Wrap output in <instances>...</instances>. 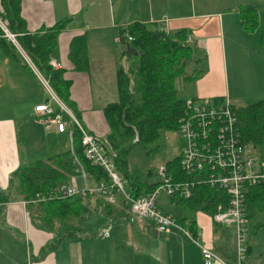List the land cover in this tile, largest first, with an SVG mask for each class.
<instances>
[{"label": "crops", "instance_id": "0c3cea01", "mask_svg": "<svg viewBox=\"0 0 264 264\" xmlns=\"http://www.w3.org/2000/svg\"><path fill=\"white\" fill-rule=\"evenodd\" d=\"M236 1L235 6L218 11L210 3L186 4L182 0H22L20 15L28 33L68 21L58 34L50 61L59 65L64 80L70 83L69 98L81 126L103 139L107 129L101 109L117 99L115 71L120 59L116 30L132 23L156 25L166 17L167 32H187L186 38L191 39L195 54L203 57L204 66L195 65L199 76L184 82L191 85L185 89L188 97L184 99L220 98L233 106L264 98V55L260 54L264 49L259 34L256 29L244 30L237 18V9L246 4L259 6L261 0ZM78 36L86 42V73L72 71L67 59L69 42ZM47 99L34 75L0 40V264H203L198 247L177 230L158 234L144 220L129 223L119 194L107 215L94 198L89 199L81 225L76 223L78 233L72 235L71 221L63 226L57 222L52 227L40 226L36 209L23 206L10 184L22 164L69 150L68 133H57L33 112ZM85 184L91 186L87 180ZM77 185L82 186L78 178ZM90 212L100 219L97 234L85 232L82 226ZM178 219L194 223L197 243L220 260L213 264H237L232 227L217 225L201 212H194L192 219ZM254 219L253 225L248 223L246 250L239 264H264V212ZM107 222L111 230L102 238Z\"/></svg>", "mask_w": 264, "mask_h": 264}, {"label": "trees", "instance_id": "16d2710c", "mask_svg": "<svg viewBox=\"0 0 264 264\" xmlns=\"http://www.w3.org/2000/svg\"><path fill=\"white\" fill-rule=\"evenodd\" d=\"M21 1L0 0V17L10 32L19 35L18 43L23 52L41 76L47 80L56 97L80 124L79 114L69 98V81L64 80L63 70H53L48 65L50 55L56 47L58 34L68 21H59L48 29L28 33L20 15ZM261 8L260 5L246 4L237 9V18L244 30L254 31L257 28V15ZM116 35L117 47L120 48L119 59H125L124 44H128L137 53L136 61L126 69L120 64L116 67L117 99L101 109L107 132L103 139L96 138V140L104 153L112 156L115 171L125 181V193L130 199H137L149 194L157 182L141 180L138 176L130 175L127 171V154L132 146L151 143L162 133H176L177 121L183 112L186 99L178 97L175 81L178 78L182 82L194 81L199 73L193 69L190 70L193 76H185L186 69L190 65L201 63L203 57L195 54L193 46L184 43L187 32L183 29L165 34L160 32L155 24L132 23L125 28L117 29ZM126 37L131 38V41H127ZM259 44L264 49V19L259 30ZM67 59L72 71L78 73L88 71L86 42L83 36L71 39ZM209 100L217 103L223 101L220 98ZM233 110L242 146L249 152L264 146V98ZM179 159L178 154L164 167L165 174L172 181L184 179L179 171ZM151 174L150 171L146 172L147 179L152 176ZM82 176L91 187L109 182L102 169L84 159L79 133L75 127H72L69 150L43 161L22 164L13 173L10 188L19 201H30L36 195H53L59 185L68 182L71 178L76 180L78 178L82 182ZM91 198L101 206L104 214L110 212L113 204L101 202L94 194L85 197L51 199L26 206H33L36 209V219L40 226L49 224L52 227L54 222L63 226L71 221L69 227L73 235L80 231L76 223L87 213V201ZM168 200L181 208L201 212L210 217L217 206L225 207L227 204L223 192L205 186L194 189L187 199L170 197ZM1 201L3 199L0 196ZM122 201L127 214L128 203L123 198ZM262 212H264V184L248 187L243 202V214L247 225L250 219L253 220ZM174 219L179 225L187 223L188 231L194 234L192 221ZM256 227L254 225V228Z\"/></svg>", "mask_w": 264, "mask_h": 264}, {"label": "built area", "instance_id": "2783aa9c", "mask_svg": "<svg viewBox=\"0 0 264 264\" xmlns=\"http://www.w3.org/2000/svg\"><path fill=\"white\" fill-rule=\"evenodd\" d=\"M166 23V17L156 21L157 29L165 34ZM18 36L7 29L0 17V39L14 49L48 97L47 102L34 107L33 112L40 117L42 123L52 126L57 133H68L69 142L71 128L75 127L79 133L84 159L102 169L109 181L107 184L99 183L91 187L85 184L82 176V186L79 187L77 180L71 178L59 185L53 195H36L32 200L20 203L26 206L51 199L94 194L102 202L114 204L115 196L119 194L128 203L129 223L144 220L151 223L158 234H169L175 229L198 247L203 264H213L220 260L208 247L197 243L198 234H191L187 229V223L179 225L174 217L162 214L157 200L161 195L167 199L170 197L187 199L194 189L203 186L217 189L224 193L227 204L225 207L217 206L210 218L217 225L232 227L239 264L244 257L247 240V221L243 214L244 195L248 187L264 184V159L254 157L242 146L234 107L229 101L223 99L221 103H217L209 99L185 100L176 131L181 141L179 171L184 179L172 181L161 168L157 172L159 181L155 188L143 197L130 199L124 191L125 181L115 171L112 156L104 153L96 138L78 124L72 113L56 97L47 80L41 76L21 49ZM126 38L127 41H131V38ZM184 43L190 45L192 41L186 38ZM48 65L53 70L60 69L58 64L50 60ZM110 230L111 223L107 222L101 230V237L107 238Z\"/></svg>", "mask_w": 264, "mask_h": 264}, {"label": "rangeland", "instance_id": "374dc122", "mask_svg": "<svg viewBox=\"0 0 264 264\" xmlns=\"http://www.w3.org/2000/svg\"><path fill=\"white\" fill-rule=\"evenodd\" d=\"M182 1L185 2L186 4H190V2H193L196 5L201 2H205L208 4L210 3L211 5H214V7L217 6L215 7V10H218V11H222V9L227 10V8L235 6L236 2H238L236 0H182ZM259 4L262 6V8L259 11V14L257 15L258 26L255 32L258 34H259V30L261 29V25L264 19V0L259 1ZM0 40L3 41L2 39ZM4 43L8 45L12 49L14 54L20 59V57L14 51V49L6 42ZM119 49L120 48L117 47V50ZM260 54L264 55V51L260 50ZM203 60L204 59L202 58L201 61ZM119 61H120V66L126 69L127 67L132 66V64H134V62L136 61V57L131 56L127 59L125 58ZM197 66L190 65V67L186 69L185 76L190 75L191 73L190 70H193V69L198 70L199 68H195ZM200 66H204V62L199 63V67ZM190 76H193V75L191 74ZM189 86H191L190 83H184L179 78L176 79L175 89L178 94V97L182 99L187 98L188 95L185 89L188 88ZM246 104L247 103H241V104L233 103V106L234 107L245 106ZM66 139L69 140L68 138ZM68 148H69V141H68ZM180 148H181V141L177 133H162L160 134L157 140L151 143H147L144 145H141V144L134 145L131 147L126 157L127 171L130 175L138 176L141 180H147L149 182H158L159 181V176L157 175L158 170L161 168L164 169L167 162L172 160L179 154ZM251 154L256 158L264 159V146L257 148L256 150H251ZM37 155L38 153H36V156ZM44 158L45 157H39L40 160H44ZM148 171L152 173L151 174L152 176L147 179L145 174ZM157 205L159 209L161 210L162 214H170L172 217H175V218L184 217L186 219H192V217L194 216V212L191 210L181 209L178 207L175 208L173 206H170V204L168 203V199L163 195H161L158 198ZM93 215L95 214L90 212L89 218L82 222V226L86 228L84 229L85 232H94V234H97L99 233V229H100L99 227L100 219L96 215H95V218L92 217ZM80 221L78 220L77 226L81 225ZM255 221H256L255 219L254 220L250 219L249 226L253 225Z\"/></svg>", "mask_w": 264, "mask_h": 264}, {"label": "water", "instance_id": "95a60500", "mask_svg": "<svg viewBox=\"0 0 264 264\" xmlns=\"http://www.w3.org/2000/svg\"><path fill=\"white\" fill-rule=\"evenodd\" d=\"M124 46H125L124 58L127 59V58H129L131 56H136L137 55V53L134 52L133 49L128 46V44H124Z\"/></svg>", "mask_w": 264, "mask_h": 264}, {"label": "bare ground", "instance_id": "6f19581e", "mask_svg": "<svg viewBox=\"0 0 264 264\" xmlns=\"http://www.w3.org/2000/svg\"><path fill=\"white\" fill-rule=\"evenodd\" d=\"M216 211V210H215ZM215 213V212H214Z\"/></svg>", "mask_w": 264, "mask_h": 264}]
</instances>
